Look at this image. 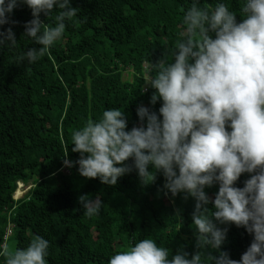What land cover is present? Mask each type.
I'll return each mask as SVG.
<instances>
[{
    "label": "trees",
    "instance_id": "16d2710c",
    "mask_svg": "<svg viewBox=\"0 0 264 264\" xmlns=\"http://www.w3.org/2000/svg\"><path fill=\"white\" fill-rule=\"evenodd\" d=\"M0 264H264V0H0Z\"/></svg>",
    "mask_w": 264,
    "mask_h": 264
},
{
    "label": "rangeland",
    "instance_id": "374dc122",
    "mask_svg": "<svg viewBox=\"0 0 264 264\" xmlns=\"http://www.w3.org/2000/svg\"><path fill=\"white\" fill-rule=\"evenodd\" d=\"M125 78L127 79V74H125ZM30 186H26L22 183H20L18 185V189H17V192L15 193L14 197L15 199H19V198H22L26 193L27 191L29 190Z\"/></svg>",
    "mask_w": 264,
    "mask_h": 264
}]
</instances>
